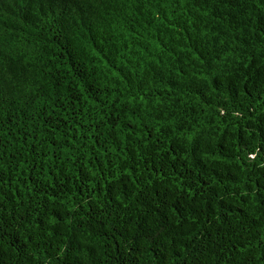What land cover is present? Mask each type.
<instances>
[{
	"label": "trees",
	"instance_id": "1",
	"mask_svg": "<svg viewBox=\"0 0 264 264\" xmlns=\"http://www.w3.org/2000/svg\"><path fill=\"white\" fill-rule=\"evenodd\" d=\"M0 264H264V0H0Z\"/></svg>",
	"mask_w": 264,
	"mask_h": 264
}]
</instances>
